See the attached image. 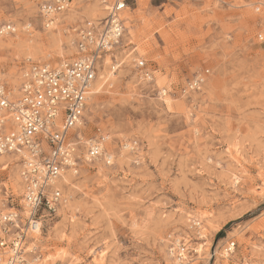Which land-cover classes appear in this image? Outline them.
Masks as SVG:
<instances>
[{
	"label": "rangeland",
	"instance_id": "1",
	"mask_svg": "<svg viewBox=\"0 0 264 264\" xmlns=\"http://www.w3.org/2000/svg\"><path fill=\"white\" fill-rule=\"evenodd\" d=\"M48 1L0 0V26L15 29L0 39V82L9 88L24 59L68 58L72 29L106 15L100 0H71L46 30L38 10ZM125 1V63L113 77L99 73L82 127L86 136L109 132L116 156L68 177L69 207L34 235L38 264H264V13L254 12L257 0ZM138 58L152 83L137 79ZM203 70L201 90L180 95ZM151 88L169 94L159 99ZM131 141L137 152L119 150ZM1 157L6 206L20 186L17 166ZM174 239L183 261L169 252ZM227 242L235 249L222 258Z\"/></svg>",
	"mask_w": 264,
	"mask_h": 264
},
{
	"label": "built area",
	"instance_id": "2",
	"mask_svg": "<svg viewBox=\"0 0 264 264\" xmlns=\"http://www.w3.org/2000/svg\"><path fill=\"white\" fill-rule=\"evenodd\" d=\"M70 3L49 0L41 4L38 13L42 28L50 29ZM100 3L106 12L102 19L72 29V55L56 62L26 58L15 88L0 82V155L10 157L17 166L20 186L17 202L9 198L6 206L0 204V264L38 263L42 255L34 235L65 205L68 183L64 177L77 178L84 165H113L116 155L107 149L109 132L95 128L86 136L82 129L97 75L104 69L107 74H116L125 63L124 50L130 45L124 42L122 14L127 9L126 1ZM253 6L255 13H264V0H257ZM14 32L10 24L1 25L0 39ZM258 40L264 43V34ZM132 63L139 81L153 82L143 59ZM207 74L208 70L195 73L179 90L180 95L200 91ZM151 89L159 99L169 94L165 88ZM119 150L135 153L138 146L135 141L120 143ZM192 225L198 227L199 223ZM170 244L171 256L185 260L180 241L174 239ZM234 249L235 243L227 242L222 258L231 256ZM240 264L250 263L243 260Z\"/></svg>",
	"mask_w": 264,
	"mask_h": 264
},
{
	"label": "bare ground",
	"instance_id": "3",
	"mask_svg": "<svg viewBox=\"0 0 264 264\" xmlns=\"http://www.w3.org/2000/svg\"><path fill=\"white\" fill-rule=\"evenodd\" d=\"M102 10H104V9H102ZM127 12V11H126ZM102 14V13H101ZM52 28V27H51ZM43 41V40H42ZM24 49V48H23ZM20 51V50H19ZM36 51V50H35ZM102 74H104V73H106V71H105V69H104V71H102L101 72ZM98 76V78H96V80H95V82H94V87H93V90H92V93H91V95H97L98 94V92L101 90V87L103 86V84H101L100 82H99V80L100 79H102L103 77H102V75H100V74H98L97 75ZM105 76H107V77H113L114 76V74L112 75L111 73L110 74H105ZM99 79V80H98ZM15 87V86H14ZM6 161V159L4 158V157H1L0 158V163H2V162H5ZM3 164V163H2ZM64 181L65 182H68L69 180H68V177H64ZM18 183H19V181H18ZM12 185V184H11ZM67 195V200L69 199L70 200V195H68V194H66ZM67 200H65L66 202H65V205L62 207V209L64 210L65 208H68L69 207V203L70 202H68ZM72 205H74L73 203H72ZM60 211H61V209H60ZM203 230H204V228H203ZM202 231V230H201ZM41 232L42 231H38V232H36V234L37 235H40L41 234ZM201 238H206V236L203 234L202 236H200ZM200 239V238H199ZM37 241V240H36ZM199 250V249H198ZM59 253V252H58ZM100 256H102L101 254H99ZM99 255H98V257H99ZM57 256V255H56ZM100 260V259H99ZM45 262V261H44ZM38 264V263H37Z\"/></svg>",
	"mask_w": 264,
	"mask_h": 264
}]
</instances>
